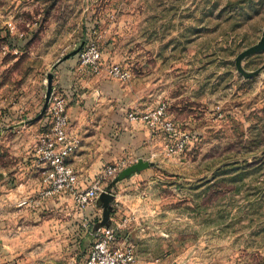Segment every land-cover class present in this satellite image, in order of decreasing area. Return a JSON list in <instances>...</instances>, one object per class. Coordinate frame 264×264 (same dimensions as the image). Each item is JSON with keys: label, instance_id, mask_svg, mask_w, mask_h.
Here are the masks:
<instances>
[{"label": "rangeland", "instance_id": "obj_1", "mask_svg": "<svg viewBox=\"0 0 264 264\" xmlns=\"http://www.w3.org/2000/svg\"><path fill=\"white\" fill-rule=\"evenodd\" d=\"M84 7L0 0V137L38 121L48 75L57 87L58 61L81 41ZM91 25L102 63L120 65L127 79L118 81L145 103L165 101L187 135L184 150L168 154L138 136L145 123L125 117L123 131L149 148L121 158L124 169L148 166L107 179L97 196L110 195L107 219H127L153 264H264V50L241 61L257 74L234 64L262 35L264 0H90Z\"/></svg>", "mask_w": 264, "mask_h": 264}, {"label": "crops", "instance_id": "obj_2", "mask_svg": "<svg viewBox=\"0 0 264 264\" xmlns=\"http://www.w3.org/2000/svg\"><path fill=\"white\" fill-rule=\"evenodd\" d=\"M83 1L81 18L90 26V0ZM110 45L107 42L105 48ZM76 62L74 55L58 64L57 87L67 95L69 132L80 139L66 162L77 173L78 186L83 188L107 163L132 154H147L149 146L131 140L121 123L129 110L145 111L156 102L145 103L142 92L131 83L104 74L90 78L88 73L77 70ZM37 116V122L28 121L17 128L12 125L0 137V264H85L95 233L103 226L117 225V242L134 244L138 264H153L137 253L133 239L137 232L127 219L110 215L105 221L100 198L79 213L69 194L41 197L43 168L30 158L32 143L44 127L42 117ZM168 116L171 118L169 113ZM139 134L152 143L150 148L157 145L164 150V140L158 132L145 126ZM19 202L25 206L19 207ZM84 220L88 222L86 226Z\"/></svg>", "mask_w": 264, "mask_h": 264}, {"label": "built area", "instance_id": "obj_3", "mask_svg": "<svg viewBox=\"0 0 264 264\" xmlns=\"http://www.w3.org/2000/svg\"><path fill=\"white\" fill-rule=\"evenodd\" d=\"M99 39L98 29L85 24L77 46L81 42L83 45L75 54L77 69H88L96 74L104 71L110 78L126 80L127 73L120 65L102 63ZM67 104V95L54 86L43 113L45 130L36 136L30 158L43 168L41 197L69 194L76 210L83 212L96 201L107 179L126 167V161L121 159L105 165L87 187H79L77 173L66 162L80 143V139L71 135L68 129ZM126 118L129 121H141L151 131L158 132L164 140V149L168 154L178 153L186 147L187 135L178 133L174 121L168 116L167 103L163 100H158L145 111H128ZM87 223L84 220L83 226ZM118 228L119 225L103 226L95 233L86 252L85 264H138L134 244L129 241L117 242Z\"/></svg>", "mask_w": 264, "mask_h": 264}, {"label": "water", "instance_id": "obj_4", "mask_svg": "<svg viewBox=\"0 0 264 264\" xmlns=\"http://www.w3.org/2000/svg\"><path fill=\"white\" fill-rule=\"evenodd\" d=\"M83 45V42L80 43L79 46H77L75 49H73L70 53H68L66 56H64L63 58H61L58 63L62 62L63 60L71 57V56H74L82 47ZM264 50V27H263V31H262V35L260 37V39L253 45L247 47L246 49H244L243 51H241L240 53H238L234 59V64H235V68L236 70L242 74L244 77H250L254 74H257L259 72L260 69H257V70H254V71H246L242 66H241V61L242 59L246 58L247 56L251 55V54H254V53H257V52H260V51H263ZM47 83H46V91H45V95H44V102H43V105H42V108L38 114L37 117H41L47 107V104H48V100H49V97H50V93L52 91V75L49 74L48 77H47ZM148 166V163L146 162H138L136 163L135 165H132L131 167L127 168V169H123L121 172H120V175L122 174H125V173H129V172H132L134 171L135 169H142L144 167H147ZM103 196L100 197V200L102 201L103 203V211H104V219L105 221L107 220V207H108V201L110 199V195L108 194H102Z\"/></svg>", "mask_w": 264, "mask_h": 264}]
</instances>
